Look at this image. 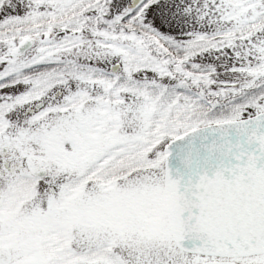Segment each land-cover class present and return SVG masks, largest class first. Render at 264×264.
I'll use <instances>...</instances> for the list:
<instances>
[{
    "label": "snow or ice",
    "instance_id": "snow-or-ice-1",
    "mask_svg": "<svg viewBox=\"0 0 264 264\" xmlns=\"http://www.w3.org/2000/svg\"><path fill=\"white\" fill-rule=\"evenodd\" d=\"M0 264H264V0H0Z\"/></svg>",
    "mask_w": 264,
    "mask_h": 264
}]
</instances>
